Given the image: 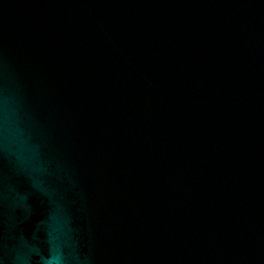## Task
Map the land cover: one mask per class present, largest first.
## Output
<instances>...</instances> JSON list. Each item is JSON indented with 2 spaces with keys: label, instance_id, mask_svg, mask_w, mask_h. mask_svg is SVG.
Listing matches in <instances>:
<instances>
[{
  "label": "water",
  "instance_id": "95a60500",
  "mask_svg": "<svg viewBox=\"0 0 264 264\" xmlns=\"http://www.w3.org/2000/svg\"><path fill=\"white\" fill-rule=\"evenodd\" d=\"M264 264V0H0V264Z\"/></svg>",
  "mask_w": 264,
  "mask_h": 264
},
{
  "label": "clouds",
  "instance_id": "9594fccd",
  "mask_svg": "<svg viewBox=\"0 0 264 264\" xmlns=\"http://www.w3.org/2000/svg\"><path fill=\"white\" fill-rule=\"evenodd\" d=\"M47 264H61V261L58 258H53L47 261Z\"/></svg>",
  "mask_w": 264,
  "mask_h": 264
}]
</instances>
